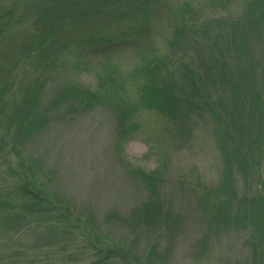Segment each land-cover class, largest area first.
<instances>
[{"label": "trees", "instance_id": "trees-1", "mask_svg": "<svg viewBox=\"0 0 264 264\" xmlns=\"http://www.w3.org/2000/svg\"><path fill=\"white\" fill-rule=\"evenodd\" d=\"M241 2L245 10L238 20L201 25V48L213 56H203L197 68H180L184 79L177 77L182 62L168 67L156 50L143 49L149 29L159 27L152 7L157 0H29L0 6V157L11 158L6 168L10 185L0 187V230L13 232L29 222L46 225L53 234L58 229L89 231L95 259L88 264H156L166 256L168 251L155 246L143 257L136 251L140 231L172 233L183 222L172 206L159 200V168L134 170L148 200L129 216H105L104 225L127 229L130 241L123 242L112 238L110 230L103 232L94 214L80 212L53 193L40 178V163L27 156L32 140L50 123L58 99L54 95L46 102L48 86L69 47L107 57L130 45L144 50V55L139 52L144 61L133 71L104 68L95 74L93 89L69 85L57 98L107 101L122 126L139 110L153 113L180 137L190 135L204 117L216 122L223 168L214 194L203 195V217L216 229L250 231L251 261L264 264V65L246 58L250 42L264 39V0ZM173 14H160L171 30L166 47L172 51L185 34L191 40L198 31L183 29L184 15L176 19ZM111 28L115 30L106 31ZM127 88L134 90V99ZM134 129L121 138L135 134Z\"/></svg>", "mask_w": 264, "mask_h": 264}, {"label": "rangeland", "instance_id": "rangeland-1", "mask_svg": "<svg viewBox=\"0 0 264 264\" xmlns=\"http://www.w3.org/2000/svg\"><path fill=\"white\" fill-rule=\"evenodd\" d=\"M15 1L29 2L0 0V6ZM152 7L157 9L159 27L156 32L149 29L143 49L156 50L157 57L168 67L182 62L177 69L179 78H183L180 73L184 71L180 68H197L203 56H213L201 48V25L231 23L241 18L245 10L241 0L231 4L221 0H157ZM165 10L172 11L176 19L184 15L183 29L198 30L191 40L186 34L179 39L173 51L166 47L171 30L160 15ZM126 46L107 57L82 54L72 46L61 57L62 64L52 72L48 86L46 102L54 95L58 99L50 123L27 148V156L40 163L42 182L80 212L94 214L103 232L110 230L112 238L129 242L127 229L104 225L105 216L116 212L126 216L148 200L150 195L134 170L149 173L159 168L163 175L159 200L172 206L183 222L172 233L163 229L149 234L140 231L136 241L140 256L155 246L160 252L168 251L156 264H254L250 231L216 229L203 217V195L214 194L223 168L215 137L216 122L204 117L195 122L190 135L180 137L166 120L153 113L139 110L122 126L107 101L88 103L86 98L77 96L57 98L69 85L80 90L93 89L95 74L104 72V68L115 66L119 71H133L144 61V50ZM246 58L264 65V39L250 42ZM127 89L134 99V90ZM134 127L138 131L123 139L136 131ZM10 164L11 158L3 154L1 188L10 185L6 177ZM238 177L240 193L243 182ZM92 240L89 231L70 228L53 234L46 225L27 222L13 232L0 230V264H88L95 259Z\"/></svg>", "mask_w": 264, "mask_h": 264}]
</instances>
